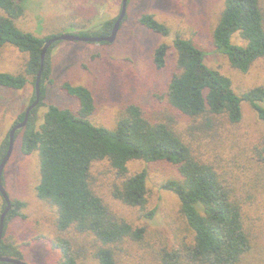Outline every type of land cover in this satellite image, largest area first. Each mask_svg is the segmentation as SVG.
I'll return each mask as SVG.
<instances>
[{
    "label": "trees",
    "instance_id": "trees-1",
    "mask_svg": "<svg viewBox=\"0 0 264 264\" xmlns=\"http://www.w3.org/2000/svg\"><path fill=\"white\" fill-rule=\"evenodd\" d=\"M23 3L24 0H0V50L10 44L29 55L23 72L0 71V86L22 90L31 82L34 90L30 105L36 98L35 83L44 45L56 35L40 37L19 29L15 20L24 14ZM118 16L105 21L95 35H109ZM138 21L153 32L170 33L169 26L152 13L141 14ZM236 35L241 43L235 41ZM58 42L49 47L45 56L40 103L31 110L26 126L15 133V139L21 136L25 153L40 155L36 194L57 211V235L52 239V247L60 254L57 264H85L88 247L77 246L73 236H64L66 233L84 239L93 237L90 254L95 264H124L118 259L122 246L130 240L143 239L145 226H135L118 217L92 182L93 166L108 163L114 175L111 195L139 210L142 219L153 217L155 209L147 208V170L130 173L128 169L129 163L136 160L168 161L177 166L180 175L166 180L162 188L177 195L192 238L182 247L158 253L159 264H264V259L254 256L256 229L248 222L245 197L220 173L213 160L195 155L192 145L169 122L151 121L140 106L129 104L114 128L97 125L91 120L95 110L91 90L68 82L61 89L77 100V108L50 103L39 117L47 85L53 82L51 52ZM213 43L231 66L242 72L264 58V0H224L213 30ZM170 54L175 57L176 71L169 79L165 98L172 107L198 125L206 124L204 127L221 123L218 120L236 125L242 120V102L247 101L264 123V84L238 94L228 76L206 63L204 50L179 34L172 45L163 42L154 49L155 66L165 67ZM24 115L25 110L14 125L23 121ZM8 146L9 133L0 145V162ZM256 154L264 163V137ZM11 201L0 254L21 259L20 247L4 236L11 219L24 217L26 203L21 199ZM6 206L4 200L0 218Z\"/></svg>",
    "mask_w": 264,
    "mask_h": 264
},
{
    "label": "rangeland",
    "instance_id": "rangeland-1",
    "mask_svg": "<svg viewBox=\"0 0 264 264\" xmlns=\"http://www.w3.org/2000/svg\"><path fill=\"white\" fill-rule=\"evenodd\" d=\"M23 5L24 14L15 24L25 32L40 37L66 34L94 37L105 21L119 15L122 3L121 0H24ZM223 6L224 0H128L125 20L113 42L60 40L56 44L51 52L53 82L47 85L45 104L38 112L41 117L50 103L76 109L77 100L61 89V85L68 82L91 90L95 99L91 120L97 125L114 128L129 104L140 106L151 121L169 122L192 145L195 155L202 154L213 160L220 173L245 197L248 222L256 229L254 256L264 259V163L256 154L264 137V123L252 105L243 101L240 123L229 125L218 120L222 124L198 125L165 98L169 79L176 71L175 57L170 54L161 69L153 61L154 49L163 42L172 45L179 34L192 39L204 50L206 63L228 76L238 94L264 84V58L242 72L216 50L213 30ZM143 13H152L169 26L170 33L162 35L140 24L138 20ZM235 41L242 42L239 35L235 36ZM28 57V53L13 45L4 46L0 50V71L19 74ZM33 90L31 82L22 90L0 86V145L29 106ZM128 169L130 173L147 170V208L155 209L153 217L142 219L139 210L111 195L114 175L108 163L98 162L93 166V187L118 217L146 228L141 241L130 240L122 246L119 261L159 264L158 253L182 247L192 238L180 213L177 195L162 188L166 180L179 178L178 168L168 161L136 160L129 163ZM39 170V153H25L19 136L14 141L2 178L10 197L21 199L26 205L22 209L24 217L17 216L8 222L4 239L20 247L21 260L27 264H57L60 254L52 247V239L57 235V211L36 194ZM3 201L0 193V212ZM64 236H73L77 246L88 247L84 262L95 264L90 254L93 237L84 239L72 233Z\"/></svg>",
    "mask_w": 264,
    "mask_h": 264
},
{
    "label": "water",
    "instance_id": "water-1",
    "mask_svg": "<svg viewBox=\"0 0 264 264\" xmlns=\"http://www.w3.org/2000/svg\"><path fill=\"white\" fill-rule=\"evenodd\" d=\"M127 5H128V0H122L121 11L119 13L118 18L116 19V21L114 23L113 28L111 30V33L109 35L94 36V37H80V36L67 35L66 34V35H59V36L52 37L51 39H49L45 43L43 51H42V56H41V68H40V71H39V73L37 75L36 83H35L36 98L26 108L23 121H21V122L17 123L16 125H14L12 127V129L10 130V133H9V146H8V149H7V152H6L5 156L3 157V159L0 162V193H1L2 197L4 198V200L7 203V206H6L5 210L2 212L1 218H0V245H1V242L3 240L5 217L7 216L8 212L10 211V209L12 207L11 197L8 194L7 190L4 187V184L2 182L3 170H4V167H5L6 163H7V161L9 160V158H10V156L12 154L16 131L18 129L26 126V124L28 122V119H29V115H30L31 110L33 108H35L40 103V99H41V91H40L41 76H42V72H43V68H44L45 56H46V53H47L49 47L54 42L60 41V40H70V41H73V40H84V41L113 42L115 40L117 32H118V30L120 28L121 22H122V20L125 17V14H126V11H127ZM0 262L12 263V264H27L24 261H22L20 258L9 256V255H2V254H0Z\"/></svg>",
    "mask_w": 264,
    "mask_h": 264
}]
</instances>
